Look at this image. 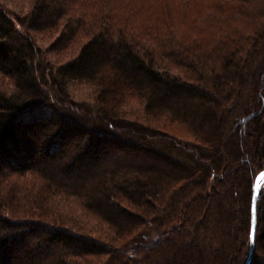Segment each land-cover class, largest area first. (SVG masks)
I'll list each match as a JSON object with an SVG mask.
<instances>
[{"label":"trees","instance_id":"obj_1","mask_svg":"<svg viewBox=\"0 0 264 264\" xmlns=\"http://www.w3.org/2000/svg\"><path fill=\"white\" fill-rule=\"evenodd\" d=\"M62 2L33 0L19 29L0 6V74L13 82V92L0 89V176L31 171L79 196L112 237L11 221L1 214L10 205L0 183V264H246L253 187L264 170V0H116L103 33L53 66L31 31L61 27L52 48L67 46L82 0ZM198 4L186 29L183 15L171 16ZM74 82L96 84L105 104L74 106ZM134 95L147 112L185 123L195 141L124 116L121 104ZM263 193L249 264H264Z\"/></svg>","mask_w":264,"mask_h":264},{"label":"rangeland","instance_id":"obj_2","mask_svg":"<svg viewBox=\"0 0 264 264\" xmlns=\"http://www.w3.org/2000/svg\"><path fill=\"white\" fill-rule=\"evenodd\" d=\"M92 1L94 2L95 0H88V1L87 0H82L81 9H84V10H81L79 8L78 12L76 13L77 16L74 14L75 17H77V20H79L77 22V25L79 26V24H80V27H83V29L81 30V28L80 29L78 28V30H77L78 33L76 31L77 35L75 34V36H74V38L77 37L76 38L77 41L76 40L70 41L68 43L69 47L68 46H64L63 48H58L57 47L58 49H55L54 47L52 48V43L56 40V38L61 33L60 32L61 31V27L57 28L56 30L35 31L33 33L31 31V36L33 37V39L36 42L37 46L43 51L44 57H46V59H47V60L46 59L45 60L49 61V65L58 66L60 63H63L66 60H68L69 58H71L74 55H76L78 53L77 50L79 51V48H80V46H81V44L83 42V41L81 42V40H80V39H82V36L84 38L86 36L89 38V36L91 34V32H89L90 31L89 30L90 27H91V31H93L92 33H94L95 31L100 30L98 28H100L101 22H103L102 21V17L104 15L108 14V13H106L107 11H105V8L108 6L109 3H112V2H114L116 0H98V1H95V3H92ZM87 3H89V4H87ZM100 3H101V5H99ZM91 4L92 5H94V4L96 5L97 4L96 7H94L95 5L92 6V10H94L95 8H97L100 11L103 10L101 12L98 11V16H96L97 20L94 21L95 23L98 21V23H99L98 27L93 22V19L92 20L89 19L90 15L88 13H89V10L91 11V9L89 7V6H91ZM103 4H104V6H103ZM32 5H33V0H0V6L2 8H4L5 11H7L9 16L12 15V17L15 18V22L16 23H17V20H16L17 16H25L26 14H28L30 12V10H31L29 8H32ZM202 7L203 6L199 5V4L191 7L188 15L187 14H182L184 11L179 12L178 8H174L171 11V16L173 18H178L179 19L180 16L183 15L184 19L182 21V27H184V29H186V27L189 26V19L193 18V16H199L201 14V12H202ZM99 8H101V9H99ZM97 9H96V11H97ZM85 10H87L88 12H85ZM80 12H82L83 15H81ZM104 12H105V14H104ZM24 13H25V15H24ZM225 14H227V13H225ZM225 14L219 13L218 15L222 16V15H225ZM200 17H202V16H200ZM104 19H105V16H104ZM201 19H202L203 22H207L208 21V18H201ZM82 20L83 21L86 20V21H84V23L86 22V24H87V22L88 23L90 22V24H87L90 27L87 26L86 24L81 26V24H84L82 22ZM93 24H94L95 28L93 26H91ZM179 26H181V25L179 24ZM86 27H88V29ZM86 29H87V31H86ZM180 29L184 30L181 27H180ZM79 30L82 31V33L80 32V34H79ZM84 31H86V33L88 32L90 34L87 33L88 35H86V33ZM218 34L221 36L222 35L221 31ZM87 37L85 39H82V40L86 41L88 39ZM78 40L81 43H79ZM47 55H48V57H47ZM0 89L2 91L7 92V93H8V91L11 92L12 89H13L12 80L10 78H8V77H5V76L1 75V74H0ZM100 90L101 89L96 84L91 83V82H74L73 84L69 85L68 94H69V98L73 101L72 104H74V106L78 107L77 105L81 104L83 106V108H84V107H87V106H90V105H94V106L98 105L99 106V104H103V103L105 104V100H103L101 97H100L101 99L99 97H97L98 94L100 95ZM133 100H137V98L129 97L128 99H126L125 102H123L121 104L120 110L122 111L124 116H128V117H131L133 119L140 120L141 122H144V123L146 122L148 125H151V126H154V127H160L162 129L170 132L171 134L174 133L173 135L178 136V137L183 134L184 137H182V138L180 137L182 140H194V139H196V138H194L195 136L192 135L191 129L185 123H182V122H179V121L175 120V118H173L172 115H170V114H168L166 112H155V113L147 112L146 110H144L145 109L144 103H143V101L141 99H138L137 102H135ZM140 100L142 101L141 103H140ZM175 123H176V126H175ZM178 125H179V127H178ZM187 136H189V137H187ZM14 173L15 174H13V172H11V174H13L14 177L17 175L15 178H13V176L11 174H8V175H11V176H8V175L4 176L3 175V176H1L2 178H0V183H2V187L1 188H2V191H3V193H2L3 198L1 200H4V203H6V205L7 204L10 205L9 210L6 211V213L8 212L7 215H9V216L11 215L12 217L14 216L13 218H18V219H23V218L31 219V218H33L34 220H44V221H48V222H51V223L55 219H57L53 223H55L56 225L59 224V226L61 224V226L71 227L72 229L74 228L75 230H78V231L80 229L81 232L87 231V233H90L91 235H93L95 233L96 234V235L94 234L95 237L101 238L103 240H106V237H112L111 232L113 230L107 223H105L104 220H102L99 216H97L93 212L87 210L86 208L82 209V207H79V205H81V206L83 205L82 199L79 196L66 195V194L61 193L60 191H57L55 189L49 188L47 185L42 183V179L39 178L38 175L35 174V173L34 174H31V172H25V173H23V172H14ZM6 177L10 178V179H7ZM262 188H264V185L262 186ZM48 195L52 196V198L55 195L56 198L54 197V203L52 202L54 205L51 203V201L46 200V199H49V198H50L49 200L52 199L50 196L47 198ZM45 196H46V198H45ZM43 197L45 198V200L49 204L45 202ZM76 197H77V199H76ZM78 198H79V200L80 199L81 200H80L79 204H77V206H78V209L81 208L79 210H81L82 212L77 210V207H76V204H75V201H79ZM29 199H30V201H32L31 202L32 204H30ZM35 199H37V201ZM69 199H70V201H69ZM55 200H57L58 202L55 201ZM71 200L72 201L75 200V201L72 203ZM52 201H53V199H52ZM63 201H65L66 204ZM68 201L70 202L69 204L71 206H68L69 205L67 203ZM26 202L27 203L29 202L28 203L29 205ZM81 202H82V204H81ZM41 203H43V204L46 203L44 205L48 204L49 206L47 205L45 207ZM55 203H56V205H55ZM51 204L53 206H51ZM65 205H67V208H66ZM73 205H75V206H73ZM27 206L28 207L31 206L32 208L30 207L28 209ZM56 206L58 207L59 211L56 208ZM37 207L39 208V210H38ZM42 207H43L44 211L43 210L41 211ZM47 207H49L48 210L50 209L51 212L50 211L49 212L45 211V209L47 210ZM60 207H62V209L64 207L63 210H65V208H66L65 212L63 210H61ZM70 207H73V208H70ZM74 207H76V208H74ZM30 209H32V210H30ZM27 210H29V212H31V211L32 212L29 213V212H27ZM75 210L77 211L76 213H75ZM60 211H62V215H61ZM67 211H68V213H66ZM69 211H70V213L73 212L72 216L71 215L68 216ZM86 211H89V212L87 213ZM34 212H37V213H34ZM52 212L55 213V214H53ZM63 212H64V215H63ZM78 212H79V214H78ZM49 213H51V214H49ZM57 213H59V214H57ZM90 213H92L94 215L92 216ZM56 214H57V218H55ZM65 214L68 216V218H66ZM26 215H27V217H26ZM33 215H34V217H31ZM82 215H85L84 216L85 218ZM86 215L88 217H90V218L87 219L88 217ZM95 216H97V217L95 218ZM63 217L66 218V220H64ZM93 217H94V220H93ZM69 218H71V221H70ZM97 218H99V219L97 220ZM59 219H61V221L58 222ZM79 220H80V222H78ZM98 221H99V223H98ZM61 222H63V223L66 222V223H64L65 225H63V223H61ZM70 222L73 223L74 225L76 224V226L74 227L73 224H71ZM68 223L70 225H67ZM81 223H82V225H81ZM96 224H98V227L96 226ZM79 225H80V227L78 228ZM151 225H152V223L149 224V230L151 229L150 228ZM83 226L85 228H83ZM89 228H90V230H89ZM83 229H84V231H82ZM100 231L102 233L104 231L105 232V233H103L104 235L102 233H100L97 236V233H99ZM92 260H93V258H90L88 261L92 262ZM95 261H96V259L93 260V262H95Z\"/></svg>","mask_w":264,"mask_h":264},{"label":"bare ground","instance_id":"obj_3","mask_svg":"<svg viewBox=\"0 0 264 264\" xmlns=\"http://www.w3.org/2000/svg\"><path fill=\"white\" fill-rule=\"evenodd\" d=\"M87 1H88V0H87ZM95 1H98V0H95ZM95 1H94V2L92 1V3H95ZM135 1H136V0H135ZM53 2H54V0H53ZM100 2H101V1H100ZM49 3H50V2H49ZM61 3H63L62 0H61ZM67 3H68V2H67ZM129 3H130V2H129ZM131 3H132V2H131ZM41 4H43V3H41ZM56 4H57V3H56ZM87 4H89V3H87ZM97 4H98V3H97ZM97 4H96V5H97ZM104 4H105V3H104ZM104 4H103V6H104ZM106 4H107V3H106ZM67 5H68V4H67ZM94 5H95V4H94ZM94 5L91 4V6H94ZM96 5H95L94 7H96ZM99 5H101V3H100ZM1 6H2V5H1ZM49 6H50V4H49ZM49 6H48V8H49ZM63 6H64V3H63ZM108 6H109V4H108ZM135 6H136V4H135ZM71 7H72V6H71ZM71 7H70V8H71ZM75 7H76V6H75ZM89 7H90V6H89ZM99 7H100V6H99ZM109 7H110V6H109ZM109 7H107V9H108ZM38 8H39V7H38ZM51 8H52V6H51ZM51 8H49V9H51ZM61 8H62V7H61ZM64 8H65V7H64ZM67 8H68V6H67ZM70 8H69V9H70ZM82 8H83V7H82ZM29 9H31V8H29ZM44 9H45V8H44ZM52 9H53V8H52ZM52 9H51V10H52ZM72 9H73V10H76V11L78 12L79 5H77V8H73V7H72ZM80 9H81V7H80ZM90 9L92 10V8H90ZM93 9H94V8H93ZM96 9H97V8L94 9L95 12L92 10L93 13H92V12L90 13V10H89V13H88V14H89V15L92 14V15H90V17H92L93 15L95 16V13H96L97 16H98V11H100V10L97 9V11H96ZM99 9H101V8H99ZM102 9H103V8H102ZM107 9H106V10H107ZM3 10H4V9H3ZM32 10H33V9H32ZM32 10H31V11H32ZM46 10H47V9H46ZM64 10H66V9H64ZM81 10H84V9H81ZM101 11H103V10H101ZM101 11H100V12H101ZM27 12H28V11H27ZM66 12H67V11H66ZM82 12H83V11H82ZM82 12H80L81 15H83ZM85 12H88V11L85 10ZM107 12H108V10H107ZM5 13L7 14V11H6ZM31 13H32V12H31ZM44 13H45V11H44ZM67 13H68V12H67ZM83 13H84V12H83ZM113 13H114V12H113ZM29 14H30V13H29ZM47 14H49V12H48ZM64 14H66V13L64 12ZM68 14H69V13H68ZM73 14H75V13H73ZM85 14H86V13H85ZM104 14H105V12H104ZM109 14H110V11H109ZM24 15H25V13H24ZM30 15H31V14H30ZM40 15H42V14H40ZM66 15H67V14H66ZM89 15H88V16H89ZM100 15H101V14H100ZM114 15H115V16H114L115 19L118 18V17H116V14H114ZM27 16H28V15H27ZM61 16H62V15H61ZM69 16H70V15H69ZM84 16H85V15H84ZM84 16H83V17H84ZM104 16H106V15H104ZM104 16H103V18H104ZM107 16H108V15H107ZM109 16H110V15H109ZM111 16H113V15H111ZM111 16H110V17H111ZM11 17H12V15L10 16V18H11ZM31 17H32V16H31ZM43 17H44V16H43ZM53 17H55V15H54ZM71 17H72V16H71ZM90 17H89V19H91V20H92V19H95V17H94V18H93V17L90 18ZM13 18H14V17H12V20L15 21V18H14V19H13ZM45 18H46V17H45ZM60 18H61V17H60ZM73 18H74V17H73ZM73 18H72V19H73ZM85 18H86V17H85ZM21 19H22V18H21ZM23 19H24V17H23ZM42 19H43V18H42ZM58 19H59V17H58ZM65 19H67V18H65ZM86 19H87V18H86ZM119 19H120V18H119ZM16 20H17V19H16ZM51 20H52V19H51ZM96 20H97V19H96ZM28 21H29V19H28ZM56 21H57V20H56ZM68 21H69V20H68ZM84 21H86V20H84ZM84 21L82 20L83 23H84ZM94 21H95V20H93V22H94ZM42 23H44L43 20H42ZM50 23H51V22H50ZM69 23L71 24V23H73V22L69 21ZM69 23H68V25H70ZM94 23H95V22H94ZM12 24H13V23H12ZM17 24H19L18 21H17L16 25H17ZM44 24H45V23H44ZM54 24H55V23H54ZM56 24H57V23H56ZM65 24H66V23H65ZM85 24H86V22H85L84 24H81V26H82V25H85ZM87 24H90V22H89V23L87 22ZM87 24H86V25H87ZM95 24H96V26L98 27V25H99L98 21H97ZM102 24H103V22H101V25H102ZM47 25H48V23H47ZM51 25H53V24H50V26H51ZM62 25H64V23H63ZM101 25H100V26H101ZM14 26H15V25H14ZM18 26H19V27H18ZM18 26H17V27H18V29H19V28L21 27V25H18ZM36 26H37V25H36ZM45 26H46V24H45ZM45 26H44V27H45ZM64 26H65V25H64ZM70 26H71V25H70ZM76 26H77V25H76ZM87 26H89V25H87ZM91 26L94 27V24L91 25ZM138 26H139V24H138ZM17 27H15V28H17ZM67 27H69V26H67ZM67 27H66V28H67ZM72 27H74V24H73ZM89 27H90V26H89ZM102 27H103V26H102ZM22 28H24V27L22 26ZM45 28H47V26H46ZM78 28H79V29L81 28V30L83 29V27H80V24H79ZM86 28L88 29V27H86ZM94 28H95V27H94ZM134 28H135V26H134ZM33 29H34V27H33ZM33 29H31V30H33ZM36 29H37V28H36ZM67 29H68V28H67ZM67 29H66V30H67ZM76 29H77V27H76ZM87 29H86V31H87ZM92 29H93V28H92ZM98 29H100V28H98ZM98 29H97V30H98ZM104 29H105V27H104ZM126 29H127V28H126ZM135 29H136V28H135ZM172 29H173V28H172ZM37 30H38V29H37ZM45 30H46V29H45ZM45 30H44V31H45ZM77 30H78V29H77ZM89 30H90L89 32H91V34H93V33H92L93 31H91V27L89 28ZM127 30H128V29H127ZM136 30H137V29H136ZM63 31H64V30H63ZM63 31H62V32H63ZM86 31H84V32L86 33ZM103 31H104V30H103ZM20 32H21V31H20ZM23 32H24V29H23ZM67 32H68V31H67ZM71 32H74L73 29H71L70 33H71ZM80 32L82 33V31L79 30V34H80ZM100 32H101V31H100ZM32 33H33V31H32ZM65 33H66V31H65ZM77 33H78V31H77ZM77 33H76V35H77ZM87 33H88V32H87ZM87 33H86V35L90 34V33H88V34H87ZM94 33H95L96 35L98 34V36H99V35L102 34L103 32H101V33H96V31H95ZM130 33H131V32H130ZM134 33H135V32H134ZM61 34H62V33H61ZM74 34H75V33H74ZM83 34H84V33H83ZM83 34H82V35H83ZM91 34H90L89 37L92 36ZM104 34H105V32H104ZM108 34H109V33H108ZM132 34H133V32H132ZM25 35H26V34H25ZM67 35H68V34H67ZM70 35L75 36V35H73L72 33H71ZM70 35H69V36H70ZM96 35H95V36H96ZM137 35H138V34H136V36H137ZM180 35H182V33H181ZM18 36H22V35H19V34H18ZM33 36H34V35H33ZM95 36H94V37H95ZM104 36H106V35H104ZM86 37H87V36H86ZM86 37H85V38H86ZM125 37H128V35H126ZM131 37H132V35H130V38H129L130 40H131ZM70 38H71V37H70ZM70 38H69V40H70ZM76 38H77V37H76ZM76 38H73V40H76V41H77ZM78 38H79V37H78ZM85 38L82 36V39H85ZM87 38H88V37H87ZM132 38H134V37H132ZM14 39H15V38H14ZM29 39H30V38H29ZM32 39H33V38H32ZM79 39H80V38H79ZM82 39H80L81 42H82V41L85 42V40H82ZM127 39H128V38H127ZM11 40H12V39H11ZM11 40H10V41H11ZM13 41H14V40H13ZM13 41H12V42H13ZM70 41H72V40H70ZM70 41H69V42H70ZM86 41H87V40H86ZM14 42H15V41H14ZM78 42H79V40H78ZM78 42H77V43H78ZM81 42H79V43H81ZM83 42H82V45H83ZM128 42H130V41L128 40ZM66 43H67V42H66ZM71 44H72V43H71ZM136 44H137V43H136ZM134 45H135V44H134ZM65 46H66V45H65ZM67 46H68V44H67ZM68 47H69V46H68ZM38 48H39V47H38ZM66 48H67V47H66ZM36 49H37V48H36ZM80 49H81V47H80ZM49 52H50V51H49ZM77 52H78V50H77ZM34 54H35V53H34ZM48 54H49V53H48ZM53 54H54V53H53ZM35 55H36V54H35ZM42 55H44V54H42ZM45 55H46V54H45ZM34 57H36V56H34ZM47 57H48V55H47ZM27 58L29 59V57H27ZM44 58H45V57H44ZM36 59H37V58H36ZM36 59H35V60H36ZM51 59H52V58H51ZM35 60H34V61H35ZM46 60H47V59H46ZM46 60H45V61H46ZM31 61H32V60H31ZM53 61H54V60H53ZM35 62H36V61H35ZM47 62H49V61H47ZM38 63H39V62H38ZM51 64H52V63H51ZM32 65H33V64H32ZM33 68H34V67H33ZM32 71H33V70H32ZM37 71H38V69H37ZM37 73H38V72H37ZM34 74H35V73H34ZM209 74H210V73H209ZM37 75H38V74H37ZM46 75H47V74H46ZM46 75H45V77H47ZM176 75H177V74H176ZM176 75H174V76L176 77ZM210 75H211V74H210ZM38 76H39V75H38ZM181 76H182V75H181ZM39 78H41V77L39 76ZM167 79H168V78H167ZM169 79H170V78H169ZM166 82H167V81H166ZM177 82H178V81H177ZM183 82H184V80H183ZM98 84H99V83H98ZM165 86H166V84H165ZM159 87H161V86H159ZM144 89H145V88H144ZM137 90H140V89H137ZM146 90H147V89H146ZM161 90H162V89H161ZM152 91H153V89H152ZM166 91H167V90H166ZM11 92H13V89H12ZM8 93H10V92L8 91ZM153 94H154V92H153ZM155 94H156V93H155ZM133 97H135V95H134ZM153 97H154V96H153ZM138 98H139V96H138ZM141 98H142V97H141ZM126 99H127V98H126ZM133 99H134V98H133ZM148 99H151V98H148ZM154 99H155V98H154ZM143 100H144V99H143ZM133 101L137 102L138 99H137V100H133ZM141 102H142V101L140 100V103H141ZM143 102H144V101H143ZM144 110H145V109H144ZM152 112H153V111H152ZM152 112H151V113H152ZM154 112H155V111H154ZM164 112H165V111H164ZM150 115H151V114H150ZM168 116H169V115H168ZM104 118H105V117H104ZM169 118H170V117H169ZM131 119H132V118H131ZM136 120H137V119H136ZM137 121H138V120H137ZM139 121H140V120H139ZM139 121H138V122H139ZM111 122H112V121H111ZM140 123H141V122H140ZM178 123H179V122H178ZM145 124H147V123L145 122ZM181 124H182V123H181ZM209 125H210V124H209ZM175 126H176V123H175ZM178 127H179V125H178ZM117 128H118V127H117ZM155 128H156V127H155ZM120 129H121V128H120ZM157 129H158V128H157ZM185 130H186V129H185ZM116 131H117V130H116ZM182 131H183V130H182ZM173 134H174V133H173ZM189 136H190V135H189ZM189 136H187V137H189ZM180 137H181V138L184 137L183 134L180 135L179 138H180ZM170 138H171V136H170ZM190 138H191V137H190ZM194 138H195V137H194ZM186 139H187V138H186ZM194 141H195V139H194ZM245 141H246V139H245ZM249 142H250V141H249ZM183 143H184V142H183ZM250 143H251V142H250ZM170 144H171V143H170ZM187 146H189V145H187ZM187 146H185V147H187ZM107 147H108V146H107ZM109 147H111V146H109ZM185 147H184V148H185ZM188 148H189V147H188ZM245 148H246V147H245ZM242 149H243V148H242ZM246 149H247V148H246ZM175 151H176V150H175ZM242 151H243V150H242ZM258 151H259V150H258ZM24 152H25V150H24ZM260 152H261V151H260ZM257 153H258V152H257ZM16 154H19V153H16ZM21 154H22V153H21ZM22 155H23V156H22ZM22 155H21V156L24 157L25 154L23 153ZM22 157H21V158H22ZM225 157H226V156H225ZM22 159H23V158H22ZM25 160H26V159H25ZM6 161H7V160H6ZM21 161H22V160H21ZM23 162H24V161H23ZM215 163H217V162H215ZM25 164H26V163H25ZM257 164H258V163H257ZM0 166H2V165H0ZM212 167H213V166H212ZM220 167H222V165H221ZM262 167H263V166H262ZM3 168H5V166H4ZM6 168H7V167H6ZM209 168H210V167H209ZM217 169H218V168H217ZM254 169H255V168H254ZM2 170H3V169H2ZM2 170H1V172H2ZM5 170H6V169H5ZM57 170H58V169H57ZM57 170L55 169V171H57ZM222 170H223V167H222ZM255 170H256V169H255ZM15 171H16V170H15ZM27 171H28V170H27ZM32 171H33V170H32ZM34 171H35V170H34ZM211 171H212V169H211ZM218 171H219V170H218ZM1 172H0V173H1ZM17 172H18V171H17ZM28 172H29V171H28ZM30 172H31V171H30ZM57 172H58V171H57ZM57 172H56V173H57ZM59 172H60V171H59ZM59 172H58V173H59ZM216 172H217V171H216ZM223 172H224V171H223ZM255 172H256V171H255ZM6 173L9 174L10 171H9V172L6 171ZM54 173H55V172H54ZM220 173H221V172H220ZM8 174H7V175H8ZM10 174H11V173H10ZM13 174H15L14 171H13ZM13 174H11V175L13 176ZM28 174H29V173H28ZM31 174H34V172H31ZM3 175L5 176V172H4V174H2L1 176H3ZM11 175H8V176H11ZM49 175H50V174H49ZM214 175H215V174H214ZM219 175H220V176H219ZM221 175H222V173H221V174H218V177H221ZM225 175H226V174H225ZM1 176H0V178H2ZM16 176H17V175H16ZM16 176H15V177H16ZM47 176H48V175H47ZM15 177L13 176V178H15ZM209 177H210V174H209ZM209 177H208V179H209ZM213 177H214V176H213ZM213 177H212V178H213ZM3 178H4V177H3ZM6 178H7V177H6ZM212 178H210V179H212ZM224 178H225V177H224ZM263 178H264V177H263ZM7 179H10V178H7ZM208 179L206 180L207 183H209V182L212 183V180H213L214 178H213L212 180H210L209 182H208ZM216 179H217V178H216ZM216 179H215V180H216ZM189 181H190V180H189ZM194 183H195V182H194ZM209 186H212V185H209ZM204 189H205V188H204ZM211 192H212V191H211ZM250 194H251V193H250ZM263 194H264V193H263ZM263 194H261V195H263ZM46 195H47V194H46ZM211 195H212V193H211ZM49 196H50V195H48L47 198H48ZM263 196H264V195H263ZM50 197L52 198V196H50ZM54 197H55V195H54ZM54 197L52 198L53 201H52V199L49 200L50 198H49V199H46V200L51 201V203H52V202L54 203ZM43 198H44V197H43ZM45 198H46V196H45ZM45 198H44V200H45ZM55 198H56V197H55ZM260 198H262V196H261ZM30 199H31V198H30ZM30 199H29V202H30V204H32V203H31L32 201H30ZM76 199H77V197H76ZM31 200H32V199H31ZM35 200L37 201V199H35ZM46 200H45V202L48 203ZM60 200H61V199H60ZM78 200H79V198H78ZM80 200H81V199H80ZM80 200H79V201H75V200L72 201V200H71L72 203L75 201V204H76L77 210L81 209V208L78 209V206H77V204H79ZM171 200H172V199H171ZM55 201H57V200H55ZM66 201H67V200H66ZM69 201H70V199H69ZM69 201L67 202L68 204L70 203ZM84 201H85V200H84ZM258 201H259V200H258ZM261 201H262V200H261ZM263 201H264V199H263ZM29 202H28V203H29ZM42 202H43V201H42ZM57 202H58V201H57ZM57 202H56V203H57ZM63 202H65V201H63ZM76 202H77V203H76ZM26 203H27V202H26ZM28 203H27V204H28ZM46 203H44V204H46ZM53 203H52V204H53ZM56 203H55V205H56ZM83 203L85 204V202H83ZM261 203H262V202H261ZM34 204H35V203H34ZM41 204H42L43 206L46 207L49 203H48L47 205H44L43 203H41ZM52 204H51V206L54 205V204H53V205H52ZM65 204H66V202H65ZM81 204H82V202H81ZM28 205H29V204H28ZM217 205H218V204H217ZM48 206H49V205H48ZM65 206H66V208H67V205H65ZM68 206H71V205L69 204ZM73 206H75V205H73ZM30 207H31V206H29V207L27 206L28 209H29ZM76 207H74V208H76ZM79 207H82V209H83V208H86L84 205H82V206L79 205ZM226 207H227V206H226ZM262 207H263V206H262ZM262 207H260V208H262ZM31 208H32V207H31ZM33 208H34V207H33ZM37 208H38V207H37ZM48 208H49V207H47V210L44 208L45 211H46V212H47V211H48V212H49V211L51 212V210H50V209L48 210ZM51 208H52V207H51ZM56 208L58 209L57 206H56ZM60 208H61V210L64 209V207H63V209H62V207H60ZM66 208H65V210H66ZM68 208H69V207H68ZM70 208H73V207H70ZM229 208H230V207H229ZM22 209H23V208H22ZM52 209H53V208H52ZM30 210H32V209H30ZM36 210H37V209H36ZM38 210H39V208H38ZM42 210H43V207H42L41 211H42ZM53 210H54V209H53ZM55 210H56V209H55ZM65 210H63V211L65 212ZM68 210H69V209H68ZM72 210H73V209H72ZM43 211H44V210H43ZM56 211H57V210H56ZM56 211H55V212H56ZM58 211H59V209H58ZM73 211H74V210H73ZM79 211L82 212L81 210H79ZM260 211H261V210H260ZM3 212H4V211H3ZM27 212H29V210H27ZM31 212H32V211H31ZM31 212H29V213H31ZM38 212H39V211H38ZM60 212H61V215H62V211H60ZM64 212H63V215H64ZM76 212H77V211L75 210V213H76ZM86 212L88 213L89 211H86ZM10 213H11V212H10ZM29 213H28V214H29ZM34 213H37V212H34ZM52 213H53V212H52ZM66 213H68V211H67ZM72 213H73V212L70 213V211H69L68 216H70V215L72 216ZM1 214H5V215H6L7 213H6V211H5L4 213L1 212ZM1 214H0V215H1ZM21 214H22V213H21ZM49 214H51V213H49ZM53 214H55V213H53ZM57 214H59V213H57ZM57 214H56V217H55V218H57ZM78 214H79V212H78ZM84 214H85V213H84ZM90 214H91L92 216L94 215V214H92V213H90ZM5 215H1V216L4 217ZM31 215H32V214H31ZM34 215H35V214H34ZM34 215L31 216V217H34ZM65 215H66V214H65ZM74 215H75V214H74ZM68 216L66 215V218H68ZM82 216L84 217L85 215H82ZM86 216H87V215H86ZM6 217H7V216H6ZM13 217H14V216H13ZM26 217H27V215H26ZM53 217H54V216H53ZM64 217H65V216H64ZM64 217H63V218H64ZM74 217H75V216H74ZM87 217H88V216H87ZM96 217H97V216H95V218H96ZM8 218H9V216H8ZM11 218H12V216L10 215V220H11ZM66 218H64V220H66ZM84 218H85V217H84ZM89 218H90V217H88L87 219H89ZM91 218H92V217H91ZM31 219H32V221H34L33 218H31ZM53 219H54V218H53ZM69 219H70V221H71V218H69ZM87 219H86V220H87ZM98 219H99V218H97V220H98ZM10 220H9V221H10ZM17 220H18V219H17ZM55 220H57V219H55ZM55 220H54V221H55ZM93 220H94V217H93ZM11 221H12V220H11ZM22 221H24V220L22 219ZM26 221L28 222L29 220H26ZM26 221H25V222H26ZM36 221H38V220H36ZM36 221H35V222H36ZM43 221H44V220H43ZM54 221H53V222H54ZM59 221H61V219H59L58 222H59ZM67 221H68V220H67ZM95 221H96V220H95ZM13 222H14V221H13ZM17 222H18V221H17ZM38 222H39V221H38ZM53 222H52V224H53ZM56 222H57V221H56ZM68 222H69V221H68ZM78 222H80V220H79ZM61 223H63V222H61ZM64 223H66V222H64ZM64 223H63V225H65ZM70 223H71V222H70ZM74 223H75V222H74ZM98 223H99V221H98ZM238 223H239V222H238ZM22 224L25 225L24 222H23ZM26 224H27V223H26ZM29 224H30V223H29ZM71 224H73V223H71ZM256 224H257V222H256ZM19 225H21V224H19ZM50 225H51V224H50ZM58 225H59V224H58ZM60 225H61V224H60ZM67 225H70V224L68 223ZM81 225H82V223H81ZM55 226L57 227L56 224H55ZM55 226H54V227H55ZM73 226L75 227L76 224H75V225L73 224ZM96 226L98 227V224H96ZM56 227H55V228H56ZM79 227H80V225L78 226V228H79ZM93 227H94V226H93ZM58 228H59V227H58ZM60 228H61V227H60ZM70 228H71V227H70ZM70 228H69V229H70ZM76 228H77V227H76ZM83 228H85V227L83 226ZM169 228H170V227H169ZM73 229H74V228H73ZM81 229H82V228H81ZM159 229H160V228H159ZM170 229H173V228H170ZM67 230H68V229H67ZM86 230H87V229H86ZM89 230H90V228H89ZM89 230H88V231H89ZM91 230H92V229H91ZM98 230H99V229H98ZM76 231H77V230H76ZM79 231H80V229H79ZM82 231H84V229H83ZM95 231H96V230H95ZM165 231H166V230H165ZM68 232H70V231H68ZM71 232H72V228H71ZM73 232H74V231H73ZM73 232H72V233H73ZM85 232L87 233V231H85ZM80 233H82V232H80ZM91 233H92V232H91ZM100 233H102V232L100 231L99 233H97V236H98V234H100ZM103 233H105V232L103 231ZM103 233H102V234H103ZM89 234H90V233H89ZM89 234H88V235H89ZM94 234H95V233H94ZM94 234H93V235H94ZM161 234H162V233H161ZM167 234H169V233H167ZM167 234L165 235L166 237H167ZM76 235H77V234H76ZM86 235H87V234H86ZM95 235H96V234H95ZM95 235H94V236H95ZM103 235H104V234H103ZM89 236H91V234H90ZM154 237H156V236H154ZM168 237H170V236H168ZM171 237H172V236H171ZM171 237H170V238H171ZM160 239H161V238H160ZM152 241H153V240H152ZM159 241H160V240H159ZM154 243L156 244V241H154Z\"/></svg>","mask_w":264,"mask_h":264},{"label":"water","instance_id":"obj_4","mask_svg":"<svg viewBox=\"0 0 264 264\" xmlns=\"http://www.w3.org/2000/svg\"><path fill=\"white\" fill-rule=\"evenodd\" d=\"M264 170L256 177L254 187H253V209H252V230H251V248H250V253L247 259L246 264H249L251 261L252 253L254 250V245H255V223H256V218H257V211H256V206H257V201L259 197V192L264 185ZM257 181L259 182V186L257 187Z\"/></svg>","mask_w":264,"mask_h":264},{"label":"snow or ice","instance_id":"obj_5","mask_svg":"<svg viewBox=\"0 0 264 264\" xmlns=\"http://www.w3.org/2000/svg\"><path fill=\"white\" fill-rule=\"evenodd\" d=\"M262 175H264V173H262ZM259 186V182L257 181V187Z\"/></svg>","mask_w":264,"mask_h":264}]
</instances>
